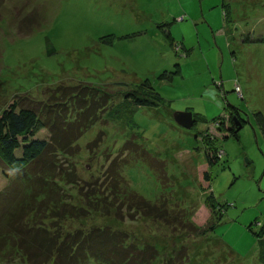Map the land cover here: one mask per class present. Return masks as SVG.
<instances>
[{"label": "rangeland", "instance_id": "obj_1", "mask_svg": "<svg viewBox=\"0 0 264 264\" xmlns=\"http://www.w3.org/2000/svg\"><path fill=\"white\" fill-rule=\"evenodd\" d=\"M144 78L161 95L156 105H136L123 96L128 88L140 89ZM65 85L87 91L98 86L112 95L78 137V152L56 157L62 167L90 181L114 157L129 159L120 165L129 187L151 201L163 196L169 208L193 210L196 224L209 215L217 220L208 235L197 237L178 223L134 211L130 217L124 210L122 219L97 211L67 218L65 228L123 230L125 241L153 245L170 264H264V252L258 253V237L264 236V136L254 115L260 111L264 117V0H1L0 111L13 97L43 100L46 89ZM174 110L196 116L184 127L174 121ZM229 117L234 127L239 124L236 137L226 132ZM45 131L35 135L46 137ZM98 132L101 137L87 148ZM210 137L219 157L208 168V187H202L195 165L204 163ZM127 139L160 160L163 171L121 153ZM4 171L0 162V190L12 188L14 194ZM63 185L66 198L84 205L75 183ZM210 190L221 203L219 218L202 205ZM0 264L26 263L5 250Z\"/></svg>", "mask_w": 264, "mask_h": 264}, {"label": "trees", "instance_id": "obj_2", "mask_svg": "<svg viewBox=\"0 0 264 264\" xmlns=\"http://www.w3.org/2000/svg\"><path fill=\"white\" fill-rule=\"evenodd\" d=\"M225 11L223 9L224 15ZM167 35L170 38L169 33ZM51 51L48 48L46 53ZM159 75L165 76L166 71ZM166 77L171 79L172 75ZM141 84L138 90L126 89L123 96L136 105H156L161 98L159 92L148 78L142 79ZM45 93L43 100L27 96L29 99L23 102L24 95L13 97L0 111V162L7 171H4L6 183H12L17 189L14 194L12 188L7 189L6 196L4 188L0 190V251L18 253L26 264H158L159 260L170 264V257L163 258L153 245L125 241L123 230L95 224L83 229L64 227L67 218H83L90 211L101 215L113 213L119 219L123 210L130 217L128 212L134 211L170 225L178 223L181 229L196 237L213 230L217 220H208L210 215L196 224L191 217L193 210L186 213L177 205L169 208L163 196L151 201L129 187L120 172V165L129 159L114 157L106 169L90 181L75 177L71 169L62 167L56 157L78 152V137L100 115L99 108L105 109L112 92L98 86H89L87 91L85 87L65 85L46 89ZM234 114L239 121L236 110ZM192 115L196 116L194 112ZM254 115L264 136V117L260 111ZM228 119L230 125L226 132L236 137L238 128L230 117ZM40 129L46 130V137L35 135ZM100 137L101 132H98L86 142V147L90 149L91 143L94 145ZM208 140L211 149L206 152L204 163L195 165L202 187H208V168L219 157L217 146L212 145L211 137ZM119 149L121 153L128 152L130 160L140 159L157 172L163 171L162 162L135 141L127 139ZM63 183L76 184L84 205L66 198L68 193L62 192H67ZM202 205L220 216L221 203L216 202L210 192L204 196ZM247 228L251 230L250 226ZM253 233L260 235L259 231ZM259 238V252H264V238Z\"/></svg>", "mask_w": 264, "mask_h": 264}, {"label": "water", "instance_id": "obj_3", "mask_svg": "<svg viewBox=\"0 0 264 264\" xmlns=\"http://www.w3.org/2000/svg\"><path fill=\"white\" fill-rule=\"evenodd\" d=\"M191 111L189 110H174L173 111V119L176 121L178 124L184 126V127H189L193 121ZM237 123V120L235 121ZM236 128L239 127V124H236Z\"/></svg>", "mask_w": 264, "mask_h": 264}, {"label": "crops", "instance_id": "obj_4", "mask_svg": "<svg viewBox=\"0 0 264 264\" xmlns=\"http://www.w3.org/2000/svg\"><path fill=\"white\" fill-rule=\"evenodd\" d=\"M164 78H165V76H163V75H159V76H158V79L161 80V81H162ZM150 106H151V105H150ZM195 112H196V111H195ZM196 113H198V112H196ZM202 116H203V115H202ZM203 117L206 118L205 116H203ZM220 122H222V121H220ZM220 122H219V123H220ZM227 127H228V126L225 125V128H227ZM209 192L212 193L211 190L208 191V193H209ZM263 224H264V223H262V225H263ZM263 228H264V225H263V227H262L261 229H263ZM262 238H264V236H262ZM215 239H219V240H220L219 237H215ZM260 239H261V238L258 237V242H259ZM221 241L223 242L222 239H221ZM223 243H224V245L229 249L230 252L235 253V252L232 250V248H230L229 246H227V245L225 244V242H223ZM258 253H259V248H258ZM234 255H236V254H234Z\"/></svg>", "mask_w": 264, "mask_h": 264}]
</instances>
